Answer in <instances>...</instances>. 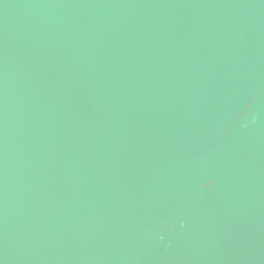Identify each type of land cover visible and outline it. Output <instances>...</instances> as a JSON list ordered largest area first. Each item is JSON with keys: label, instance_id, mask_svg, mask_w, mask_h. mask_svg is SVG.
<instances>
[{"label": "water", "instance_id": "95a60500", "mask_svg": "<svg viewBox=\"0 0 264 264\" xmlns=\"http://www.w3.org/2000/svg\"><path fill=\"white\" fill-rule=\"evenodd\" d=\"M0 264H264V0H0Z\"/></svg>", "mask_w": 264, "mask_h": 264}]
</instances>
